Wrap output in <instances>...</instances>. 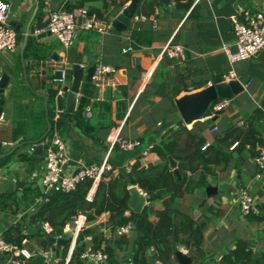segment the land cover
<instances>
[{"label":"crops","instance_id":"obj_1","mask_svg":"<svg viewBox=\"0 0 264 264\" xmlns=\"http://www.w3.org/2000/svg\"><path fill=\"white\" fill-rule=\"evenodd\" d=\"M7 1L11 4L8 21L18 32L19 46L16 53L4 51L0 54V79L5 73L10 76L5 89L4 119L0 120V154L5 143L25 144L23 151L30 153L33 145L28 141L40 139L41 125L31 132V139L20 136L16 140L12 137L13 126L20 114L19 105L23 107L22 114L30 115L29 104L34 100L33 95L40 96L38 93L42 92L47 94L49 87L57 86L54 77L56 69H66L68 82L71 83L72 68L76 62L84 67V78L89 68H96L99 64L116 68L114 73L101 76L99 85H94L96 95L92 98L87 115L91 117L92 124L99 126L97 132L86 134L70 121L62 128L70 154V172L85 166L101 165L107 157L116 172L127 171V166L134 164L138 158L144 166L157 163L159 157L151 148L164 138L169 129L176 128L177 123L183 121L176 100L187 93L208 87L216 77L231 79L226 49H236L233 19H243L240 9L264 11V0H194L187 10L172 1L168 7L156 8L155 13L147 19L133 18L128 29L122 32L113 27L104 32L79 29L74 45L66 48L57 37L45 30L49 11L68 10V6L77 0ZM125 6L109 8L108 13L112 14L110 23ZM30 27H34V32L30 31ZM136 30L153 31L156 37L150 44H134L132 35ZM44 33L41 38L37 37ZM31 38H35L39 46L38 56L25 58L26 47L23 54L22 49ZM169 42L182 49L178 56H171L165 50ZM127 47L132 49L125 52L123 49ZM53 51L57 52L60 60L51 57ZM235 71L237 79L246 80L245 91L236 97V102L232 100L223 111L216 113L218 116L213 114L216 116V129L204 131L209 142L230 123L242 124L264 99V49L256 57L237 63ZM53 108L55 119L64 116V112L57 109L56 101ZM186 125L192 129L195 122ZM118 131L127 140H139L140 146L128 151L118 146L112 148L111 139ZM17 149L4 156H11V159L0 166V231L6 239L24 234L21 247L32 256L23 259L22 264H67L77 238L71 240L69 253L63 263L56 252L61 245L48 242L43 235L46 221L34 219L43 195L31 198L27 202L28 206L22 202L25 190H31V196L34 190H40L37 181L45 166V154L35 155L40 168L31 171L30 166L18 158ZM257 172L253 157L246 153L240 182L237 180V163L229 170H222L220 166L215 177L209 176L206 186L216 187V192L208 193L204 187L176 201V206L191 214L195 220L200 221L204 215L211 218L204 228L203 248L213 256L203 264H221L223 255L232 252L239 239L252 241L256 251L264 249V223L250 221L237 200L240 188L247 189L252 195L264 197V175L257 178ZM98 182L92 188L94 192ZM138 189L144 193L141 188ZM13 192H16V200H9V205L5 206L2 197ZM156 204L160 207L161 200ZM209 207L221 211L222 215H210ZM114 222L118 224L116 216ZM15 225H19L20 229H14ZM90 225H98L106 240L115 239L110 212H104L94 222H87L85 227ZM66 231H72L68 225L64 228ZM178 249L183 253L188 252L184 247L178 246ZM130 254L131 249L118 253L121 264H127ZM0 264L17 262L14 257L0 252ZM151 264L164 263L153 260Z\"/></svg>","mask_w":264,"mask_h":264},{"label":"trees","instance_id":"obj_2","mask_svg":"<svg viewBox=\"0 0 264 264\" xmlns=\"http://www.w3.org/2000/svg\"><path fill=\"white\" fill-rule=\"evenodd\" d=\"M131 0H77L73 5L68 6V10L75 8H87L90 14H95L99 19L109 22L112 14H109L111 6L121 8ZM136 15L150 17L158 7H168L174 1L176 6L182 9H189L194 0H137ZM100 3L99 5H94ZM134 44H150L156 37L153 31L136 30L133 35ZM39 46L35 38H31L25 49V58L38 56ZM95 67H91L86 74L78 107L73 116L64 118L60 116L55 119L53 103L55 102L58 88L51 86L47 89L49 98L48 114L41 96L33 95L34 100L31 105L30 115L21 113L23 108L18 106L20 114L16 117L13 126V139L20 136L31 139V132L40 125L42 129L38 137H42L48 129V120L51 122V130L42 141L49 143L54 134L61 130L67 122H73L80 127L84 133L92 134L97 132L99 126L92 124L91 117L87 115V107L92 104V98L96 95V87L92 83V76ZM26 107V106H25ZM25 112V110H24ZM218 116V114H216ZM215 118L206 121L195 122L194 128L190 129L180 120L176 128L169 129L164 138L156 143L152 148L158 157L157 163H150L144 166L138 158L132 165L130 171L111 170L102 174L93 198L88 199V194L94 186L92 178L82 180L75 189L71 191H53L48 195L46 202L35 214V220H44L52 225L55 235H62L65 226L73 217L84 214L87 222H94L104 212L112 215L113 231L118 227L131 223L132 233L116 235L113 240H106L105 235L98 225H90L83 228L77 237L70 260L67 264H88V260L82 254L89 248L101 249L107 254L105 264H121L118 257L120 251L130 250L129 259L138 264H151L153 260H158L164 264H179L176 261L177 247H184L190 251L193 264H203L213 254L203 248L204 228L210 221V216L204 215L198 221L187 212L176 206V201L183 199L200 188L209 184V176H216L218 167L222 170H229L236 164L235 153L241 161H245V154L254 157L257 154V146L262 144L264 135V99L260 106L256 107L252 113L246 117L242 124L230 123L222 133L216 135L212 141H208L204 134L206 129L215 126ZM24 139V141H25ZM209 143L206 148H203ZM237 143L235 148H231ZM25 144L18 147V158L30 166L31 171L40 168V162L33 153L23 151ZM172 155L178 161L181 177L169 168V156ZM11 156L0 159V166L9 162ZM195 175H198L195 177ZM138 186L151 200L141 212H135L129 204L130 187ZM242 186V184H241ZM25 190L22 202L27 204L31 198L41 196L40 190ZM33 191V192H34ZM16 192L2 197L4 205H9V200H16ZM43 195V194H42ZM44 196V195H43ZM161 200L158 207L157 201ZM210 215L217 217L222 215L221 211H215L213 207L208 209ZM115 216L118 224L114 222ZM253 222L264 223V205L261 206L259 214L247 215ZM14 229H20L15 225ZM11 233V232H10ZM90 237V238H89ZM19 245L24 240V234L17 237H7ZM52 246H54L52 244ZM70 245L59 246L57 255L66 261ZM221 264H264V249L256 251L254 243L247 239H239L236 247L230 253L223 255Z\"/></svg>","mask_w":264,"mask_h":264},{"label":"built area","instance_id":"obj_3","mask_svg":"<svg viewBox=\"0 0 264 264\" xmlns=\"http://www.w3.org/2000/svg\"><path fill=\"white\" fill-rule=\"evenodd\" d=\"M213 2L215 0H207ZM11 11V4L7 0H0V54L5 52L16 53L18 51V32L16 28L9 23L8 16ZM240 15L243 19L234 18V31L236 35V49L234 51L226 49L228 53V59L231 65L230 77L231 79L237 78L235 65L241 61L256 57L264 49V11L252 10L249 8H241ZM136 19H147L145 15H135ZM112 28V24L108 21L99 19L95 14H90L87 8H75L73 10L56 9L49 11V20L45 30H48L52 35L66 47L70 48L74 45L77 32L79 29H95L104 32ZM132 47L124 48L125 52L131 50ZM171 56H178L182 49L180 47H174L169 42L165 49ZM62 79L61 83H68V74L66 69L61 68ZM116 68L107 65L99 64L95 68V72L92 76V82L94 85H99V79L101 76L114 73ZM231 99H220L215 101L211 109L213 114L223 111L227 106L231 104ZM87 112L90 111V107H87ZM4 119V114L0 116V120ZM214 126L211 130H215ZM112 148L118 146L122 150H133L140 146L139 140H127L123 138L119 131L113 135ZM45 150L46 168L47 173L44 177V184L48 192L53 191H71L86 178H92L94 184L101 179L104 172L112 169V166L108 160V157L103 161L101 165L85 166L78 169L75 172H70V154L66 145V142L58 132H56L49 143L42 142ZM209 143H206L203 148H206ZM235 143L231 148H235ZM34 150L31 147L30 152ZM148 151L145 152L147 154ZM253 161L258 167L256 173L257 178H262L264 175V135L263 142L257 146V154L253 157ZM133 163L127 166V171L131 170ZM94 191L91 189L88 194V199L93 198ZM145 195L147 193L144 192ZM238 203L245 215L259 214L261 212V206L264 205V197L252 195L247 189L240 188L237 196ZM87 223V217L84 214H79L67 224L70 230L73 231L74 239L79 235V232L85 228ZM44 231L46 233L54 234L52 225L49 222H44ZM133 225L128 223L127 225L118 227L116 229V235L130 233ZM57 236V235H56ZM72 250L74 247L71 248ZM0 252L8 254L15 258L17 264H22L23 259H28L32 255L21 245L8 241L3 232L0 231ZM82 257L93 264H105L107 261V254L101 250H95L89 247ZM127 264H138L129 259Z\"/></svg>","mask_w":264,"mask_h":264},{"label":"water","instance_id":"obj_4","mask_svg":"<svg viewBox=\"0 0 264 264\" xmlns=\"http://www.w3.org/2000/svg\"><path fill=\"white\" fill-rule=\"evenodd\" d=\"M137 0H131L128 5L124 7L121 13H119L113 20H112V27L114 30L122 32L128 29L132 19L136 15L137 11ZM34 27H30V31L34 32ZM48 34H51L48 32ZM42 35H38V38H41ZM26 47V43L22 49L23 51ZM51 57L57 60L58 55L56 51H53L51 54ZM73 76L71 83L62 84L60 81L62 79V70L56 69L54 71V77L55 81L57 82V88L58 93L56 95V105L57 109L60 112H64V118L71 117L74 115L77 107H78V99L79 94L81 92V86L84 79V67H82L80 62H76L73 65ZM10 82V76L5 73L0 79V116L3 113L4 105L6 102L5 98V89L7 88L8 84ZM245 79H226L225 76H219L213 79L211 85L208 87L192 92L187 93L183 96H181L179 99L176 100V106L182 116L183 121L186 124H191L193 122L204 120L208 118H215L216 116H213V111L211 109L212 104L215 101H218L220 99H231L234 102H236V97L241 94L243 91H245ZM40 96H42L45 99V109L48 114V106H49V98L45 92L38 93ZM51 122L48 120V129L45 132V134L38 140V141H28L29 144L33 145V154L34 155H43L45 154L44 146L42 141L47 137L51 130ZM20 146V144H14V143H5L2 146V154H0V158L9 155L12 151L17 149ZM234 156L236 157V163H237V180L240 182L241 180V170H242V161L238 157V153H235ZM169 168L168 170H173L175 173H177L180 177V171L178 167V161L174 159L172 155L169 157ZM47 173L46 164L43 168V171L41 173V176L39 177L37 181V186H39L43 196V199L41 203H39L37 211L42 207V205L46 202V199L50 192L46 190V186L44 184V177ZM206 190L208 193L211 191L216 192L217 188L209 185L206 187ZM130 207L135 212H141L147 203H149L151 200H153L152 197H149L148 195H145L144 193L140 192L138 187L131 186L130 187ZM132 232V231H131ZM43 235L46 237V240L53 244H58L61 246L70 245L71 240L74 238L73 231H66L61 236H56L55 234H50L43 232ZM174 248L176 250V258L179 262V264H191L192 263V257L190 254V251L183 253L180 251L176 245V241H173ZM88 264H93L92 262H89Z\"/></svg>","mask_w":264,"mask_h":264},{"label":"rangeland","instance_id":"obj_5","mask_svg":"<svg viewBox=\"0 0 264 264\" xmlns=\"http://www.w3.org/2000/svg\"><path fill=\"white\" fill-rule=\"evenodd\" d=\"M58 133H60V136H63V138L66 136V135H64V134L62 133V129L59 130ZM65 138H66V137H65ZM30 153H31V152H30ZM109 160H110V159H109ZM44 165H45V163H44Z\"/></svg>","mask_w":264,"mask_h":264}]
</instances>
